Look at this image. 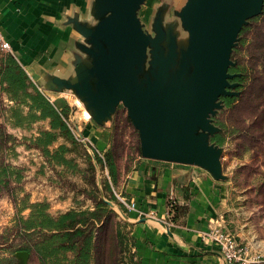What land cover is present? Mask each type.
Listing matches in <instances>:
<instances>
[{"label": "rangeland", "instance_id": "obj_1", "mask_svg": "<svg viewBox=\"0 0 264 264\" xmlns=\"http://www.w3.org/2000/svg\"><path fill=\"white\" fill-rule=\"evenodd\" d=\"M148 1L156 6L146 4L148 9L139 11L144 29L152 35L153 23L160 15L161 26L165 31L171 30L177 47H185L187 33L180 26L178 12L186 0ZM238 42V51L231 54V59L245 72L234 89L238 98L229 106L223 105L213 116V124L224 137L220 146L224 178L220 182L226 191L228 209L223 219L238 241L264 258V17L253 20ZM4 56L0 53V62ZM38 88L57 107H69L65 121L75 141L58 136L49 146L51 154L57 150L61 159L32 146L38 132L49 128V119L23 120L28 113L27 105L13 89L0 84V123L15 138L0 151V156L20 170L18 182L15 174L9 178L15 196L0 190V256L14 254L15 264H71L72 252L58 250L49 255L47 243L37 233L29 243L31 251L27 257L17 255L24 242L17 234L15 218L26 217L28 204L34 202H46L48 212L56 216L70 209L93 210L103 200L112 205L106 203L108 209L98 208V214L105 216L104 223L99 224L98 230V225L93 229L95 247L87 264H133V245L129 222L123 216L126 208L120 189L124 175L141 154L138 131L126 108L119 104L104 125L105 121H94L93 111L79 97L69 95L75 93L72 89ZM86 110L90 113L89 120H84V116L89 117ZM87 124L102 130L96 143L86 138ZM60 145L66 149L59 150ZM94 154L112 159L115 179L110 176L106 161L97 162Z\"/></svg>", "mask_w": 264, "mask_h": 264}, {"label": "water", "instance_id": "obj_2", "mask_svg": "<svg viewBox=\"0 0 264 264\" xmlns=\"http://www.w3.org/2000/svg\"><path fill=\"white\" fill-rule=\"evenodd\" d=\"M97 1L102 18L80 28L91 62L75 81L55 80L58 89H72L97 123L122 104L138 131L141 157L198 166L223 179L221 147L210 142L219 132L213 116L223 106L221 96L238 94L239 82L230 80L239 74L228 71L235 65L231 54L264 0H186L178 12L187 33L181 49L160 15L154 36L143 29L137 10L145 0Z\"/></svg>", "mask_w": 264, "mask_h": 264}, {"label": "crops", "instance_id": "obj_3", "mask_svg": "<svg viewBox=\"0 0 264 264\" xmlns=\"http://www.w3.org/2000/svg\"><path fill=\"white\" fill-rule=\"evenodd\" d=\"M97 3L0 0V30L37 87L62 91L65 88L58 89L55 80L73 82L89 66L91 57L82 49L86 40L80 28H93L100 21ZM146 4L156 6L148 0L140 5L137 16L142 27L139 11L148 9ZM87 116L84 120L90 119ZM86 126V138L99 141L102 130ZM136 161L120 189L126 203L133 204L125 208L134 260L138 264H224L218 246L200 236L227 212L226 191L220 180L194 165L141 156ZM256 264H264V258Z\"/></svg>", "mask_w": 264, "mask_h": 264}, {"label": "trees", "instance_id": "obj_4", "mask_svg": "<svg viewBox=\"0 0 264 264\" xmlns=\"http://www.w3.org/2000/svg\"><path fill=\"white\" fill-rule=\"evenodd\" d=\"M264 17V4L260 15L251 18L248 24L244 25L240 30V35H245L253 20H260ZM241 42H244L241 40ZM239 44V42L237 43ZM238 51V46L233 48V53ZM233 55V54H232ZM228 71L232 74L238 73L233 79L236 82L242 80L245 72H242L238 63L230 66ZM230 80V82H231ZM0 84L6 85L13 89L14 93L22 98V101L28 107V113L23 117V120L30 121L38 119H49V128L38 132V135L32 139V146L41 150L43 153L51 154L49 146L57 139L58 136H63L72 142L75 141L74 135L65 121L69 107L65 105L58 108L39 88L31 81L26 71L22 68L16 58L10 54H5L0 62ZM238 98L234 96H221L220 99L224 106H229ZM21 125V121L18 123ZM15 138L7 133L4 126L0 123V151L7 146L10 141ZM210 142L221 146L224 142V137L220 133H215L210 136ZM11 148V147H10ZM60 150L66 149L64 145L58 147ZM51 155L58 156V151L55 150ZM97 162L106 161L111 177L115 179V167L112 159H102L97 154H94ZM65 161V159L62 158ZM19 168L5 162L0 156V190H3L8 195L15 196V188L10 187L9 178L15 174L16 181L20 178ZM29 213L26 217L19 216L15 218L17 234L21 237L24 244L19 247L22 251L29 253L31 251L30 241L37 233L44 238L46 251L49 255L55 254L56 251H70L73 257L71 264H87L94 244V228L97 230L104 223V215L98 214V208L108 209L105 201L99 200V203L93 210H75L70 209L56 216L48 212V204L46 202H34L28 204ZM102 223L101 225H99ZM134 259V255H133ZM0 264H15V256H0ZM133 264H138L134 260Z\"/></svg>", "mask_w": 264, "mask_h": 264}, {"label": "built area", "instance_id": "obj_5", "mask_svg": "<svg viewBox=\"0 0 264 264\" xmlns=\"http://www.w3.org/2000/svg\"><path fill=\"white\" fill-rule=\"evenodd\" d=\"M0 53L14 56L10 43L1 30ZM66 100L69 103L67 97ZM123 203L126 207H133V204H127L125 201H123ZM200 236L203 241L218 246L224 264H256L263 259L258 252L253 251L247 244L237 240L236 236L225 223L223 218H220L213 228L202 231Z\"/></svg>", "mask_w": 264, "mask_h": 264}, {"label": "bare ground", "instance_id": "obj_6", "mask_svg": "<svg viewBox=\"0 0 264 264\" xmlns=\"http://www.w3.org/2000/svg\"><path fill=\"white\" fill-rule=\"evenodd\" d=\"M69 95H74L75 96V94L74 93H70ZM87 111V110H86ZM88 112V111H87ZM88 114L90 115V113L88 112Z\"/></svg>", "mask_w": 264, "mask_h": 264}, {"label": "flooded vegetation", "instance_id": "obj_7", "mask_svg": "<svg viewBox=\"0 0 264 264\" xmlns=\"http://www.w3.org/2000/svg\"><path fill=\"white\" fill-rule=\"evenodd\" d=\"M154 35H155V33H153V34H152V36H154ZM231 82H236V81H234V80H231Z\"/></svg>", "mask_w": 264, "mask_h": 264}]
</instances>
